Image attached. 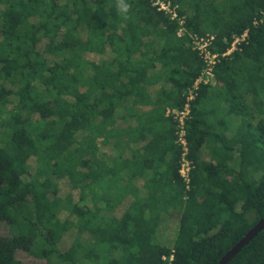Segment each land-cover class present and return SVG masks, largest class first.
Listing matches in <instances>:
<instances>
[{
    "label": "trees",
    "instance_id": "trees-1",
    "mask_svg": "<svg viewBox=\"0 0 264 264\" xmlns=\"http://www.w3.org/2000/svg\"><path fill=\"white\" fill-rule=\"evenodd\" d=\"M164 1L176 17L129 0L125 21L115 0H0V264H23L18 250L49 264H217L264 217V0ZM206 34L219 58L190 103L186 188L162 114L183 106L205 65L193 36ZM211 87L239 117L230 138L216 135V163L199 159L210 131L194 117ZM61 179L77 201L58 195ZM169 218L171 246L154 238ZM227 264H264V228Z\"/></svg>",
    "mask_w": 264,
    "mask_h": 264
},
{
    "label": "built area",
    "instance_id": "built-area-1",
    "mask_svg": "<svg viewBox=\"0 0 264 264\" xmlns=\"http://www.w3.org/2000/svg\"><path fill=\"white\" fill-rule=\"evenodd\" d=\"M152 5L157 8V10H163L168 13L171 18L176 17L175 6H172L169 1L164 0H152ZM257 21L254 20L255 24ZM182 28L178 29V35L181 34ZM247 37V31L242 34L235 36L231 42L230 48L222 54V56L229 54L232 50L237 49L239 44L245 40ZM214 39L212 34H206L205 36L194 35L193 36V47L198 50L199 54L202 56L205 65L200 73V75L195 79L193 85L188 88L184 104L181 108L168 109L167 114L171 115L175 123V142L180 147V160H179V174L182 177L185 187L189 186V174L193 167L192 161L188 158V143H187V132L186 123L191 115L190 103L197 96V90L200 84L208 83L214 76L213 67L218 61L219 55L213 52L210 48L212 40Z\"/></svg>",
    "mask_w": 264,
    "mask_h": 264
},
{
    "label": "crops",
    "instance_id": "crops-1",
    "mask_svg": "<svg viewBox=\"0 0 264 264\" xmlns=\"http://www.w3.org/2000/svg\"><path fill=\"white\" fill-rule=\"evenodd\" d=\"M157 87L165 88L164 85H157ZM157 87H154L152 91H154L155 88L157 89ZM164 104L166 103L162 102L157 106V108L160 110ZM141 107L150 108V106L148 105L140 106V108ZM168 109L169 108H167V110ZM167 110L165 114H162L163 117H167ZM194 117L201 121L203 127H209L210 131V134H208L206 140L204 141L202 147L198 152L199 159L202 161L216 163V160L211 153L213 147L216 145L215 137L216 135H225V137L230 138L234 134L235 125L239 124V117L229 113V107L227 106L225 99L219 93L216 87L201 90L194 105ZM150 137H148L146 140H150ZM143 144L144 141H137V149L140 148V151H142L141 146ZM168 158L169 156L165 157V160H167ZM153 166L158 167L159 171H163L166 165L164 163H161L158 157L156 161H154ZM144 171V176H152V170L145 168ZM144 183L145 179H137V186L141 191L145 190V188L143 187Z\"/></svg>",
    "mask_w": 264,
    "mask_h": 264
},
{
    "label": "rangeland",
    "instance_id": "rangeland-1",
    "mask_svg": "<svg viewBox=\"0 0 264 264\" xmlns=\"http://www.w3.org/2000/svg\"><path fill=\"white\" fill-rule=\"evenodd\" d=\"M44 44V43H43ZM42 43L39 44V48L41 49L43 46ZM91 59H94L96 61L100 60L101 55H90L88 56ZM252 111V110H250ZM104 151L107 155L111 154L112 151V146L107 145L104 147ZM236 154V152H235ZM33 163V161H32ZM67 193L72 194L73 201H77L79 197V191L78 190H73L72 187L69 185L67 180L61 179L58 182V195L60 197H65ZM65 212L60 213V219L64 220ZM75 220V218H74ZM177 232V222L175 219H166L165 221H162L159 223L157 229H156V236L155 241L157 243H161L163 245L171 246L172 242L175 238ZM0 233L3 235H9V230L8 227L5 223H0ZM69 246V237L67 238L66 235H64L61 240L58 242V247L61 251H65ZM16 257L23 263V264H49L45 258L41 257H35L33 255H30L27 252L18 250L16 252Z\"/></svg>",
    "mask_w": 264,
    "mask_h": 264
},
{
    "label": "water",
    "instance_id": "water-1",
    "mask_svg": "<svg viewBox=\"0 0 264 264\" xmlns=\"http://www.w3.org/2000/svg\"><path fill=\"white\" fill-rule=\"evenodd\" d=\"M263 228L264 217L260 218L230 249H228L217 264H227L230 259Z\"/></svg>",
    "mask_w": 264,
    "mask_h": 264
},
{
    "label": "clouds",
    "instance_id": "clouds-1",
    "mask_svg": "<svg viewBox=\"0 0 264 264\" xmlns=\"http://www.w3.org/2000/svg\"><path fill=\"white\" fill-rule=\"evenodd\" d=\"M115 5L118 15H120L123 20L128 21L132 19V16L130 15L132 4L129 0H115Z\"/></svg>",
    "mask_w": 264,
    "mask_h": 264
}]
</instances>
